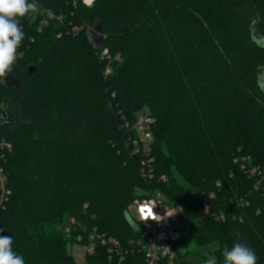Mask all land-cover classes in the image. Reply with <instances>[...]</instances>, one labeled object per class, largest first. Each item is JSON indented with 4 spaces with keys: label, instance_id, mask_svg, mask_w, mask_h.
Instances as JSON below:
<instances>
[{
    "label": "trees",
    "instance_id": "16d2710c",
    "mask_svg": "<svg viewBox=\"0 0 264 264\" xmlns=\"http://www.w3.org/2000/svg\"><path fill=\"white\" fill-rule=\"evenodd\" d=\"M35 3L0 84L8 107L0 142L12 145L0 148L12 192L0 235L12 237L25 264H118L100 244L78 263L69 245L85 246L94 230L128 248L145 241L123 211L153 192L181 209L182 238L207 247L216 264L237 240L264 264V196L235 161L264 166V92L256 83L264 48L245 19L264 35V0ZM96 20L110 58L89 39ZM139 114L156 120L152 181L142 178L124 128ZM241 198L248 205L235 202ZM122 264H146L145 256L130 251Z\"/></svg>",
    "mask_w": 264,
    "mask_h": 264
},
{
    "label": "built area",
    "instance_id": "2783aa9c",
    "mask_svg": "<svg viewBox=\"0 0 264 264\" xmlns=\"http://www.w3.org/2000/svg\"><path fill=\"white\" fill-rule=\"evenodd\" d=\"M94 0H82L85 5H92ZM48 15L53 18L54 15L48 12ZM102 59L110 58L108 50L103 49ZM116 60H120V55L115 57ZM112 73V67L110 63L105 68L106 77ZM7 105L0 103V121L3 122L6 119ZM156 120L154 117L147 114H139L136 117L134 123L126 122L124 128L128 135V143L132 147L133 153L140 156V174L142 178L147 181L155 179V158L153 156L152 144H153V132L152 128ZM0 148L2 150H11L12 145L6 141L0 142ZM5 159V155L0 152V210L3 209L11 195V189L8 187V177L4 168L1 165V161ZM236 162L240 163V167L247 176L254 181L255 190H261L264 196V166L255 165L250 157H242ZM165 180V177L162 178ZM214 197V194H211ZM137 202L154 204V212L161 216L163 219L157 223L155 221H148L147 223H141L143 230L147 233L148 237L144 241L131 242L130 248L124 247L121 242L111 236L100 234L94 230L90 236L87 244L83 246L85 249L84 254H93L98 244L104 245L107 248L110 260L117 257L118 264H122L131 251L142 252L145 256L146 264H186L182 258L179 257L177 251V244L182 239V229L188 224L187 219H182L181 209L179 207L170 208L165 203V198L160 192H153L147 195L146 198H135L132 204L129 206V210L135 212ZM239 206L248 205L245 198H241L235 201ZM234 201L231 200V204ZM175 209V213L172 217H167L166 212L169 214ZM217 218L223 219L224 214L220 213ZM140 223L139 220H137ZM72 224L75 221L71 220ZM65 233L68 238H71V224L66 226ZM77 243H82L84 240L83 235L79 234L76 237Z\"/></svg>",
    "mask_w": 264,
    "mask_h": 264
},
{
    "label": "clouds",
    "instance_id": "9594fccd",
    "mask_svg": "<svg viewBox=\"0 0 264 264\" xmlns=\"http://www.w3.org/2000/svg\"><path fill=\"white\" fill-rule=\"evenodd\" d=\"M35 0H0V84L13 71V66L18 58V48L25 38L22 30L21 19L35 11ZM256 21H253L255 24ZM251 39L258 47L264 48V35H257L253 29ZM34 42V40L32 41ZM257 87L264 92V66H259L256 77ZM154 204L137 202L135 212L128 209L123 211L127 224L136 232L141 223L155 221L159 223L163 218L154 212ZM175 209L167 217H172ZM137 220L140 224H137ZM235 235L239 236L238 233ZM11 236L0 235V264H25L24 258L13 250ZM223 264H257L258 257L251 247L237 240L230 249L222 253ZM204 264H216L210 258Z\"/></svg>",
    "mask_w": 264,
    "mask_h": 264
},
{
    "label": "rangeland",
    "instance_id": "374dc122",
    "mask_svg": "<svg viewBox=\"0 0 264 264\" xmlns=\"http://www.w3.org/2000/svg\"><path fill=\"white\" fill-rule=\"evenodd\" d=\"M247 23L249 24V30L251 27L255 30V33L258 35L257 25H251V17L246 18ZM88 36L93 45L101 50L104 48V36L99 29L98 21L96 20L94 24L88 25ZM211 249H215V245L210 246ZM85 249L80 245H69V252L74 256L78 263H83L85 260ZM177 251L181 256L182 260L186 264H204V262L210 258L214 257L209 253L207 247L198 248L194 245L190 238H182L177 244Z\"/></svg>",
    "mask_w": 264,
    "mask_h": 264
}]
</instances>
